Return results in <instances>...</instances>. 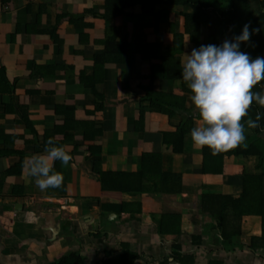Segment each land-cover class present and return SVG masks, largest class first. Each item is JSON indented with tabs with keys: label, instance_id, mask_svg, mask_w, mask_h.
I'll return each instance as SVG.
<instances>
[{
	"label": "crops",
	"instance_id": "0c3cea01",
	"mask_svg": "<svg viewBox=\"0 0 264 264\" xmlns=\"http://www.w3.org/2000/svg\"><path fill=\"white\" fill-rule=\"evenodd\" d=\"M103 12L104 0H0V264H52L68 252L84 264H101L120 254L121 243L138 254L133 264H181L176 246L194 256V264H264V248L249 247L261 235L259 218L236 219L241 245L226 251L217 222L201 213L204 195L239 198L244 175L261 176L264 196V160L233 157V171L230 158L223 175H203L202 149L190 136L181 155L164 139L182 116L197 112L182 81L165 78L163 64L170 48L180 59L195 48L181 16L193 9L157 5L146 15L134 6L107 21ZM108 38L127 44L126 55L97 69L94 57ZM5 84L12 93L1 90ZM146 89L184 98L190 113L164 116L141 100ZM49 138L66 146L72 159L66 168L54 164L64 177L61 187L40 191L22 162L43 153ZM154 154L161 156V174L181 176L179 194L103 190L93 169L98 163L102 172L138 174L142 156ZM194 197L196 203H187ZM166 216L181 218L179 234L162 232ZM143 241L151 253L149 246L141 249Z\"/></svg>",
	"mask_w": 264,
	"mask_h": 264
},
{
	"label": "trees",
	"instance_id": "16d2710c",
	"mask_svg": "<svg viewBox=\"0 0 264 264\" xmlns=\"http://www.w3.org/2000/svg\"><path fill=\"white\" fill-rule=\"evenodd\" d=\"M157 5L174 7L187 5L193 9L192 14L182 13L181 16L184 19V34L197 49L201 45L220 46L226 39L232 41L234 36L242 33L245 24H250V32L252 29H257V31L251 35L249 42L240 44V51L249 54L253 59L257 57L264 58V0H104L102 19L105 21L112 20L134 6H139L143 14H151ZM69 20L70 22L76 21L72 17ZM79 21H81L80 18ZM204 33L205 42L201 43ZM102 43L104 52L94 57V67L101 69L105 63H122L127 52V44L117 43L110 38ZM169 51V55L164 57L163 62L165 78L182 81L183 91L190 93L182 79L181 59L174 50L170 48ZM2 75H4L3 72ZM2 75L1 79L4 80ZM6 85L1 90L12 93L13 87L7 86L8 88H6ZM262 89H264V81H261L253 91H261ZM141 100L148 101L170 119L178 114L190 113L185 108V99L179 96L155 94L146 89V95ZM7 112H9V109H7ZM18 112L25 126L27 128L31 126L22 107L19 108ZM257 112L262 114L259 121L260 126L253 129L246 127V147L240 146L217 155H212L207 147L202 148L203 162L201 170L203 175H223L226 161L233 157H255L259 160V163L264 160V108H260L254 102L249 110L248 117L245 119L251 118L254 120ZM140 117H142L141 114ZM197 119L198 112L182 116V122L177 131L164 135L168 147L172 149L174 154H183L185 139L190 136V131L195 126ZM2 138L7 139L8 135L2 136ZM90 151L93 150H89L87 159L93 155V152ZM142 159L143 171L138 174L127 176L122 173L102 172L99 170L98 163H94L93 169L102 189L107 191L113 190L121 194H141L155 197L160 194H179L182 191L181 176L161 174V171L157 168V166L160 168L161 164L160 155H144ZM201 207V213L204 216H209L217 222L215 227L219 231L226 251L240 247L241 243L238 242L240 230L239 226L234 223L236 219L241 220L245 215L259 218L261 223V235L253 237L249 247L252 250L264 248V196L262 195L261 176L244 175L243 190L239 198L204 195L201 198ZM180 219L177 216L164 217L162 232L171 231L179 234ZM201 241L200 238L196 242ZM176 249L175 253L181 264H194V256L183 255L179 251V246H176ZM109 255L110 253L106 252V258ZM137 256L138 254L133 252L127 243H121L120 254L104 260L101 264H133ZM52 264H84V261L78 253L68 252ZM212 264H222V262Z\"/></svg>",
	"mask_w": 264,
	"mask_h": 264
},
{
	"label": "clouds",
	"instance_id": "9594fccd",
	"mask_svg": "<svg viewBox=\"0 0 264 264\" xmlns=\"http://www.w3.org/2000/svg\"><path fill=\"white\" fill-rule=\"evenodd\" d=\"M257 29L250 32L245 24L242 33L232 41L225 40L220 46L201 45L181 59L182 79L190 90V102L198 112L196 125L190 131L194 147L210 149L212 155L246 147V127H259L262 114L248 118L255 102L264 108V89H253L264 81V58L253 59L240 51L242 42H249ZM72 157L66 146L57 145L49 138L43 153L26 156L22 169L40 191L59 188L63 175L54 169L56 161L66 168Z\"/></svg>",
	"mask_w": 264,
	"mask_h": 264
},
{
	"label": "rangeland",
	"instance_id": "374dc122",
	"mask_svg": "<svg viewBox=\"0 0 264 264\" xmlns=\"http://www.w3.org/2000/svg\"><path fill=\"white\" fill-rule=\"evenodd\" d=\"M177 38H180V36H178L177 35ZM261 108V107H260ZM238 164V161L235 159V158H232V159H230L229 161H228V166H229V171H233L234 169H233V167L234 166H236ZM238 171V170H237ZM197 199H199V198H195L194 197V199H192L190 202H187V203H193V202H195V201H197ZM196 203V202H195ZM194 210V209H193ZM145 241H143L142 243V245H141V249L144 247V248H147L148 246V248L146 249V252L148 253H151L152 251H150V248H151V246H150V244H149V242H145ZM152 245V244H151ZM174 244H171L168 248H166V249H164L163 251H162V254H163V256H164V254L167 252V251H172L173 250V248H174ZM180 252H182V250L180 251ZM176 256V253H174V257ZM177 257V256H176ZM149 261V260H148ZM179 262V261H178Z\"/></svg>",
	"mask_w": 264,
	"mask_h": 264
}]
</instances>
